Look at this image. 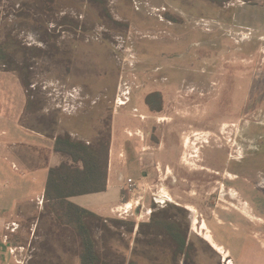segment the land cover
<instances>
[{
    "label": "rangeland",
    "instance_id": "1",
    "mask_svg": "<svg viewBox=\"0 0 264 264\" xmlns=\"http://www.w3.org/2000/svg\"><path fill=\"white\" fill-rule=\"evenodd\" d=\"M6 43L4 115L99 151L113 125L141 161L132 209L84 219L98 264H264V0H0ZM0 166V264H80L47 202L6 211Z\"/></svg>",
    "mask_w": 264,
    "mask_h": 264
},
{
    "label": "crops",
    "instance_id": "2",
    "mask_svg": "<svg viewBox=\"0 0 264 264\" xmlns=\"http://www.w3.org/2000/svg\"><path fill=\"white\" fill-rule=\"evenodd\" d=\"M1 108L0 123L8 125L12 131L10 134L4 131L0 133V163H8L7 175L15 181L13 206L6 211L14 214L18 211L27 213L29 210L26 206L36 199L43 201L44 205L49 169L58 167L66 159L54 150L56 137L47 138L41 132L29 130L21 124L20 120L25 107L19 110L18 116L12 117L4 115ZM113 129L112 125L105 191L74 196L68 200L73 205L90 211L102 219L111 218L116 214L124 198L123 187L126 180L135 179L137 172L142 170L137 153L130 152L131 149H124L127 148L125 142L121 144L122 147H117ZM85 143L90 144L88 141ZM136 148L133 150H137ZM43 152L45 157H42ZM0 173H6L4 167L0 166ZM31 180L40 183L36 198H33V192L27 194Z\"/></svg>",
    "mask_w": 264,
    "mask_h": 264
},
{
    "label": "trees",
    "instance_id": "3",
    "mask_svg": "<svg viewBox=\"0 0 264 264\" xmlns=\"http://www.w3.org/2000/svg\"><path fill=\"white\" fill-rule=\"evenodd\" d=\"M11 55V46L7 43L0 44V69L3 67L4 71L17 72L18 68L16 69L10 61ZM54 150L61 153L66 160L58 167L49 169L44 193L45 201L53 207L56 213L60 212V220L66 226H71L78 232L81 239L80 264H98L100 261L96 254L95 244L84 219L94 217L101 220L102 218L73 205L68 200L74 196L105 191L107 158L103 162L100 153L102 150L107 156L108 143L99 151L82 142L59 137L55 140ZM172 238L177 247L183 250L185 239L176 235Z\"/></svg>",
    "mask_w": 264,
    "mask_h": 264
},
{
    "label": "built area",
    "instance_id": "4",
    "mask_svg": "<svg viewBox=\"0 0 264 264\" xmlns=\"http://www.w3.org/2000/svg\"><path fill=\"white\" fill-rule=\"evenodd\" d=\"M138 189V184L133 182L132 179H127L123 187L124 198L121 206L119 207L116 213L123 211L122 214H126L129 210L132 209L131 199L136 195Z\"/></svg>",
    "mask_w": 264,
    "mask_h": 264
},
{
    "label": "bare ground",
    "instance_id": "5",
    "mask_svg": "<svg viewBox=\"0 0 264 264\" xmlns=\"http://www.w3.org/2000/svg\"><path fill=\"white\" fill-rule=\"evenodd\" d=\"M202 228V227H201ZM206 230V229H205ZM207 231V230H206ZM206 231H205V233H206ZM205 237V240H207V242H209L210 243V245H212L214 248H216V249H218V250H220L221 248L220 247H218V246H216L215 244H214V242L212 241V238H211V236L209 235V233L207 232L206 233V236H204Z\"/></svg>",
    "mask_w": 264,
    "mask_h": 264
}]
</instances>
